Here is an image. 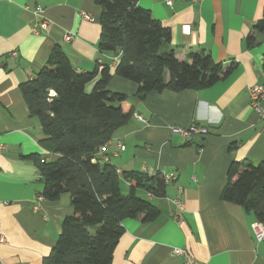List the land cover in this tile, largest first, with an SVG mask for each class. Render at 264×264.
Segmentation results:
<instances>
[{
    "label": "crops",
    "instance_id": "0c3cea01",
    "mask_svg": "<svg viewBox=\"0 0 264 264\" xmlns=\"http://www.w3.org/2000/svg\"><path fill=\"white\" fill-rule=\"evenodd\" d=\"M138 4L170 29L166 51L173 50L180 61L191 63V54L205 52L232 69L201 90L151 91L144 99L137 96L136 82L118 75L110 80L107 89L126 94L123 111L132 108L133 114L114 132L108 151L98 155L120 173L170 176L164 195L136 189L160 214L150 222L124 220L113 264H180L173 247L187 249L203 264H264V240H256L251 226L259 221L256 214L221 199L233 160L264 161V116L249 103L251 87L264 82V34L256 28L264 0ZM100 17L96 0H0V144L5 145L0 151V234L5 237L0 264H43L62 220L73 214L68 194L37 199L44 178L35 158L55 155L41 144L42 128L30 115L20 84L35 77L57 45L77 72L91 71L97 62L115 65L119 55L98 47ZM44 19L47 27L41 26ZM67 33L74 38L66 41ZM191 124L207 127L208 133L188 138L177 130ZM117 142L124 149L115 155ZM129 189L121 178L122 192Z\"/></svg>",
    "mask_w": 264,
    "mask_h": 264
},
{
    "label": "trees",
    "instance_id": "16d2710c",
    "mask_svg": "<svg viewBox=\"0 0 264 264\" xmlns=\"http://www.w3.org/2000/svg\"><path fill=\"white\" fill-rule=\"evenodd\" d=\"M96 3L101 7L98 47L100 52L118 54L116 64L97 62L91 71L80 73L57 45L35 77L20 84L30 115L42 128L41 144L55 155L50 160L35 158L44 178L40 194L49 201L68 194L73 207V214L62 220L61 233L43 264H113L124 220L150 222L160 214L136 189L164 195V175L120 173L98 155V148L133 114L132 108L123 111L126 94L107 89L112 77L136 82L137 96L144 99L151 91L201 90L232 69L205 52L191 54L188 63L180 61L173 50L166 51L170 29L140 6L139 0ZM256 28L264 34V16ZM248 44H254L252 36ZM121 178L129 182L127 194L121 190ZM221 199L253 211L264 223V161L233 160Z\"/></svg>",
    "mask_w": 264,
    "mask_h": 264
},
{
    "label": "built area",
    "instance_id": "2783aa9c",
    "mask_svg": "<svg viewBox=\"0 0 264 264\" xmlns=\"http://www.w3.org/2000/svg\"><path fill=\"white\" fill-rule=\"evenodd\" d=\"M173 0H169V2H172ZM194 2H199L201 0H193ZM37 12L41 11V8L37 6L36 9ZM85 18L91 19L89 14H84ZM41 26L47 27L48 26V21L47 19H44L43 22L41 23ZM37 32V27L34 29ZM74 38L73 33H67L64 36V39L66 41H70ZM54 92L51 91L50 95H52ZM250 106L251 108L260 116H264V82H259L255 84L254 86L251 87L250 89ZM137 117L141 118L140 115H137ZM181 132V134L185 137H196V136H205L208 133V128L204 126H200L197 124H191L188 127L185 128H180L177 129ZM110 140L106 142L104 145L100 146L98 148V154H103L105 151H108V146H109ZM5 148V145L0 144V151ZM124 149V144L122 142H117V149L114 151V154L117 155L119 150ZM108 158L106 157L105 160ZM94 161H96L94 159ZM170 177V176H169ZM169 177H165V179H168ZM38 201L43 200V196L40 195L38 196ZM179 202V201H178ZM40 207L38 204L34 205V210H39ZM252 229L254 231V236L257 241H262L264 240V223L261 221H256L252 225ZM5 242V237L0 234V243ZM172 255L177 256L181 258L180 264H203L197 259H195L191 253L182 247H173L172 248Z\"/></svg>",
    "mask_w": 264,
    "mask_h": 264
}]
</instances>
